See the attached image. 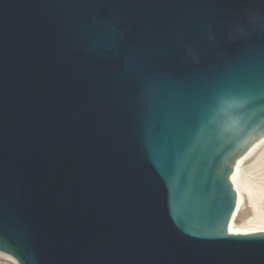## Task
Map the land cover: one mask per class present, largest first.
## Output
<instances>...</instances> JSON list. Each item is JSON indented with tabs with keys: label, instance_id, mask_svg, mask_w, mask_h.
<instances>
[{
	"label": "water",
	"instance_id": "water-1",
	"mask_svg": "<svg viewBox=\"0 0 264 264\" xmlns=\"http://www.w3.org/2000/svg\"><path fill=\"white\" fill-rule=\"evenodd\" d=\"M262 8L0 0V250L264 264V232H227L234 164L264 136Z\"/></svg>",
	"mask_w": 264,
	"mask_h": 264
},
{
	"label": "bare ground",
	"instance_id": "bare-ground-1",
	"mask_svg": "<svg viewBox=\"0 0 264 264\" xmlns=\"http://www.w3.org/2000/svg\"><path fill=\"white\" fill-rule=\"evenodd\" d=\"M230 181L236 193V204L228 226L229 232L264 231V137L236 161ZM0 260L17 264L2 253Z\"/></svg>",
	"mask_w": 264,
	"mask_h": 264
},
{
	"label": "snow or ice",
	"instance_id": "snow-or-ice-1",
	"mask_svg": "<svg viewBox=\"0 0 264 264\" xmlns=\"http://www.w3.org/2000/svg\"><path fill=\"white\" fill-rule=\"evenodd\" d=\"M251 2L256 3L258 5H264V0H251ZM258 20H260L261 22H264V8L261 9L259 15H258ZM261 34H264V29H262ZM240 97L237 96V99H239ZM245 104L251 105L256 103V95L254 92L248 94V96L246 97V99L244 100Z\"/></svg>",
	"mask_w": 264,
	"mask_h": 264
},
{
	"label": "rangeland",
	"instance_id": "rangeland-1",
	"mask_svg": "<svg viewBox=\"0 0 264 264\" xmlns=\"http://www.w3.org/2000/svg\"><path fill=\"white\" fill-rule=\"evenodd\" d=\"M0 264H7L5 261L0 260Z\"/></svg>",
	"mask_w": 264,
	"mask_h": 264
}]
</instances>
